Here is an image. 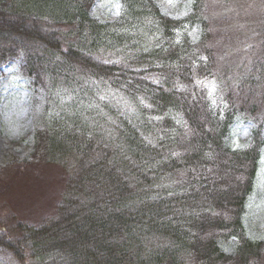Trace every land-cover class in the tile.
I'll return each instance as SVG.
<instances>
[{
    "label": "trees",
    "instance_id": "obj_1",
    "mask_svg": "<svg viewBox=\"0 0 264 264\" xmlns=\"http://www.w3.org/2000/svg\"><path fill=\"white\" fill-rule=\"evenodd\" d=\"M94 1L0 0V69L18 62L43 91L35 153L44 148L69 172L48 222L0 209V264H264L263 245L242 228L263 141L256 133L241 152L224 145L236 114L261 110L264 29L260 52L249 50L231 73L249 70L230 78V113L220 117L197 87L216 76L215 58L189 46L187 27L200 21L206 41L214 25L229 31L244 16L204 18L212 0H195L192 16L174 21L151 0H119L121 18L107 25L89 17ZM48 2L59 9L42 11ZM61 87L72 93V103L61 98L65 110L55 98ZM112 99L132 101V112L117 115ZM231 238L234 256L218 244Z\"/></svg>",
    "mask_w": 264,
    "mask_h": 264
},
{
    "label": "rangeland",
    "instance_id": "obj_2",
    "mask_svg": "<svg viewBox=\"0 0 264 264\" xmlns=\"http://www.w3.org/2000/svg\"><path fill=\"white\" fill-rule=\"evenodd\" d=\"M151 1L162 16L180 21L192 16L195 0ZM209 3H206L207 15H203L204 18L223 19L225 14L244 16L242 22H238L229 31L224 28L216 29L214 25V31L210 33L212 35L206 41H202L203 27L200 21L187 27L189 46L199 47L203 44L202 46L212 51L215 58L216 76L197 80V87L206 94L212 112L223 117L229 112L223 98L230 78L240 79L249 70L231 73L249 50H261L264 0H212ZM58 9L57 5L48 2L42 11L53 13ZM121 15L122 5L119 0H95L89 11L91 19L107 25L116 23ZM216 30L219 34H215ZM225 31L228 32L227 35L224 34ZM151 34L148 31L144 35L150 36L148 43L155 46ZM17 63H10L0 70V209L5 207L24 223L42 225L55 218L57 207L65 194L69 172L60 161L48 159L44 148L40 147L38 154L35 153L36 144L39 143L38 131L46 126L45 96L42 90L33 86L30 79L20 72ZM71 95L66 87L56 91L55 98H59L58 106L62 110H65V106H60L61 98L64 103H72ZM145 97L142 96V99ZM102 100H108L106 93L102 95ZM261 101L258 117H250L244 113L234 116L227 129L224 145L232 152H241L251 147L256 133H259L263 141L259 168L253 191L247 198L242 228L249 240L263 245L261 260L264 263V100ZM110 104L116 108L117 115L131 113L134 108L132 101H125L118 106L116 100L112 99ZM141 104L146 106L147 103L143 100ZM149 105L153 107L152 98ZM72 161L73 158H65L63 162ZM169 181L166 183H170ZM218 244L226 255H235L238 244L236 239H222Z\"/></svg>",
    "mask_w": 264,
    "mask_h": 264
}]
</instances>
